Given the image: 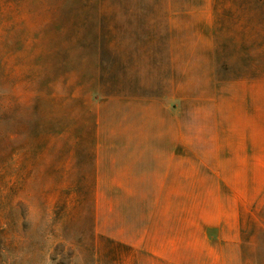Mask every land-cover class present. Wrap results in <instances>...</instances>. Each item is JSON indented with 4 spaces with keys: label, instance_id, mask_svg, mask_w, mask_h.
I'll return each instance as SVG.
<instances>
[{
    "label": "rangeland",
    "instance_id": "374dc122",
    "mask_svg": "<svg viewBox=\"0 0 264 264\" xmlns=\"http://www.w3.org/2000/svg\"><path fill=\"white\" fill-rule=\"evenodd\" d=\"M98 1L84 53L70 30L48 37L63 19L36 8L55 0H0L26 120L0 176V264H264V10L218 23L213 0ZM121 148L177 151L175 208L146 181L97 179L96 151Z\"/></svg>",
    "mask_w": 264,
    "mask_h": 264
},
{
    "label": "trees",
    "instance_id": "16d2710c",
    "mask_svg": "<svg viewBox=\"0 0 264 264\" xmlns=\"http://www.w3.org/2000/svg\"><path fill=\"white\" fill-rule=\"evenodd\" d=\"M24 2L25 0H4L5 4H12V7L14 6L13 9L16 10L25 8ZM231 5L235 6V8L231 7ZM103 7H105L104 2L98 0H55L54 5L46 2L38 5L36 11L41 12V16L45 13L44 18L47 22L46 26L52 24L55 19L58 22L60 19H63L64 24L60 26L58 33L54 35L50 34L48 36L51 41L56 40L58 34L61 37L70 30V37L75 45L86 53L85 45L89 46V44L93 43L96 38L92 34V31L86 33L85 27L93 28L94 24L98 21L97 12ZM250 7H252L253 10H257V12L264 10V0H213V10L216 17L215 20L218 23L221 21V15L223 13L230 14L233 12V9L241 11L251 10L246 9ZM66 9H69V11L65 12ZM83 9L93 10L95 15H83L81 26L78 27L74 16L75 14L81 16ZM245 19L247 20L249 18L246 17ZM253 19L254 18L252 17L251 21H253ZM258 19L264 20L262 13L261 17L259 16L255 18V21H258ZM233 20L234 19L229 17V21ZM10 27L14 34L19 35V30L15 24L12 25V22H10L9 29ZM101 39V44L105 43L104 36H102ZM59 52V48H54L51 51L50 56H53V58L56 59ZM7 64V60L0 59V176L7 171L12 164V156L15 151L14 137L23 133L26 125L25 116H22L21 118L19 114V111L21 110L18 101L19 97L15 95L12 85V77L7 70ZM23 108H26V106L23 105ZM2 208L3 204L0 201V210ZM118 244L120 247H126L124 244Z\"/></svg>",
    "mask_w": 264,
    "mask_h": 264
},
{
    "label": "crops",
    "instance_id": "0c3cea01",
    "mask_svg": "<svg viewBox=\"0 0 264 264\" xmlns=\"http://www.w3.org/2000/svg\"><path fill=\"white\" fill-rule=\"evenodd\" d=\"M96 153L98 154H96L94 166L98 180L103 179L105 175V180L111 182L112 187L124 190L141 187L140 183L146 181L150 183L149 187H156L160 190L158 196L161 204L167 206L172 204L175 208L178 157L175 149L144 152L137 149L121 148L97 150ZM99 153L106 154L101 156ZM103 168H111V171L103 173ZM171 188L174 190L172 193ZM159 221L162 223L165 232L158 233L157 237L169 238L172 231V236L175 235V220L172 219L171 221L167 209L163 210L162 218ZM144 235L152 234L146 230Z\"/></svg>",
    "mask_w": 264,
    "mask_h": 264
}]
</instances>
